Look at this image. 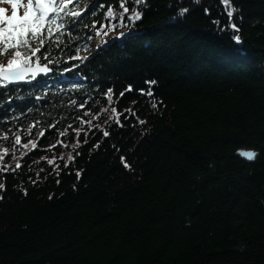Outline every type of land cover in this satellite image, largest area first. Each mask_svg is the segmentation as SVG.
Returning a JSON list of instances; mask_svg holds the SVG:
<instances>
[{
    "label": "trees",
    "instance_id": "trees-1",
    "mask_svg": "<svg viewBox=\"0 0 264 264\" xmlns=\"http://www.w3.org/2000/svg\"><path fill=\"white\" fill-rule=\"evenodd\" d=\"M84 9L65 44L37 54L59 61L49 76L0 88V152L8 146L4 163L22 165L0 173V264H264V0H81ZM102 26L108 35L96 36ZM77 49L86 60L69 59ZM149 87L152 98L141 94ZM107 89L118 112H135L120 116L123 127L105 125ZM98 114L93 124L110 135L93 127L85 144L82 132L65 169L76 137L57 129ZM39 130L37 148L13 159L2 137L20 133L23 144ZM61 155L57 176L40 158Z\"/></svg>",
    "mask_w": 264,
    "mask_h": 264
},
{
    "label": "snow or ice",
    "instance_id": "snow-or-ice-1",
    "mask_svg": "<svg viewBox=\"0 0 264 264\" xmlns=\"http://www.w3.org/2000/svg\"><path fill=\"white\" fill-rule=\"evenodd\" d=\"M81 0H0V3L10 4L11 10L10 14L8 9L5 7H0V88H7L9 84H14L17 82H22L26 80H35L39 74H48L53 69L50 65L55 63H59L52 58V55L47 50L43 53L42 56H38V53H41L42 49L47 48H58L66 42L62 39L65 31L68 28L69 24H75L82 18V11L84 10H76V7L80 4ZM135 4H142L145 0H133ZM199 3V0H196ZM228 0H225L227 3ZM73 5L72 8L69 5ZM23 9L22 14H20L19 10ZM188 9L184 8L183 12H187ZM207 11V10H206ZM129 9L126 6H123V13H128ZM183 12L181 14H183ZM234 12L232 10L227 11V17L231 21L233 18ZM106 17L108 19L117 18L116 13L112 8L106 10ZM142 18L141 11H133L131 15L128 16V20L131 24L134 25L135 21H138ZM121 26H128L124 24V17L120 15L118 17ZM91 27H95V25H91ZM107 26H102L101 30H96V36H107L108 31L103 30ZM117 25H111V29L114 30ZM233 30L232 39L235 43H241V37L239 35V27L236 23H230L228 25ZM55 34V35H54ZM123 32L120 33V36H124ZM88 39H92L91 36ZM106 43V41H104ZM80 49H77V55L69 57L71 60H86L87 57L80 56ZM33 58H35L33 60ZM73 67H78V65H74ZM65 71H71V69H65ZM150 85L155 84V81L148 82ZM131 86H129L126 91H131ZM141 94L147 96L149 98L153 97V93L151 91V87H149L147 92L141 90ZM124 93H120V96H123ZM105 98L106 107L101 109L102 113L111 112L112 115L109 116L108 120L105 121V125L107 127H111L112 123H115L118 127H123L124 125L120 121V116L124 115V112H128L130 115H135L133 109H126L124 111H117V108L114 106L115 101L113 99L112 89H107L105 93H103ZM135 103V102H133ZM71 105L76 106L77 109L84 108L87 104V101L81 102L77 104L76 100L70 101ZM151 106L153 109L158 107V103L155 99H151ZM91 114V110L84 112L83 116H88ZM99 114L96 116H92L91 119L85 121L80 118V116L75 117V119L79 120L80 127L73 128L72 124L69 123L67 127L63 130L57 129V134L59 137H67L69 135V129L75 133V143L71 145L72 151H70L67 155V159L64 163V168H69L70 164H73L76 156L79 155L77 149L82 147V144L79 140V137L82 132L85 134V139L83 143H88L87 133L91 131L93 127H95L98 131L102 132L103 137H108L110 132L105 130L104 127L99 124H93V120H98ZM125 119H128L125 116ZM40 122H37L39 124ZM137 123L143 125L146 123L145 120H139L137 118ZM87 125V130H85L84 125ZM135 125H133L134 127ZM32 127H36L33 125ZM49 128H55L56 124H49ZM32 128L27 129V133L31 134ZM45 132L43 130H39L35 134V138L29 139L26 143L22 144V135L20 133H15L13 136L4 135L2 137V141H8L12 145L11 147V155L13 159H17V153H19L20 159L23 158L24 155L27 154V151H31L37 148L38 140L40 137H43ZM57 144H63L64 147H68L66 143H63L61 140H57ZM19 146V147H17ZM56 145H50L47 151H51L55 148ZM94 148H99L100 145L96 144L93 146ZM24 149L27 151H21L20 149ZM73 152L75 155H73ZM10 154V148L8 146L2 147V152H0V173L6 171L15 172L16 170L21 168V163L19 160L15 163V165H10L4 163L5 157ZM238 155L242 158H245L247 161H254L257 157V153L253 150H246L238 152ZM47 162L49 166L52 167V172H54L57 176H59V164L56 163L57 159L64 160L65 157L61 155L60 157L48 158L47 156H42L40 158ZM35 163H39L36 161ZM121 163L124 168L130 169L131 166L126 162V160L121 157ZM31 170V169H30ZM41 172L44 169H40ZM50 172L49 174H52ZM71 174V173H69ZM40 173L37 172L36 176L39 177ZM75 175L77 179L80 178L81 172L76 171ZM36 183V181H32ZM59 183V180H57ZM75 187V186H74ZM5 185L3 182H0V190H3ZM24 191V195L26 196L28 193L26 190ZM51 198V197H50ZM3 199V196H0V200Z\"/></svg>",
    "mask_w": 264,
    "mask_h": 264
},
{
    "label": "rangeland",
    "instance_id": "rangeland-1",
    "mask_svg": "<svg viewBox=\"0 0 264 264\" xmlns=\"http://www.w3.org/2000/svg\"><path fill=\"white\" fill-rule=\"evenodd\" d=\"M24 2H26V0H24ZM0 7H5L6 9H8V12L10 14V10H11V5L10 4L0 3ZM22 11H23V9L19 10L20 14H22ZM97 43H98V41L95 40L94 44L91 46L90 51H92L96 47ZM90 51L88 53H90Z\"/></svg>",
    "mask_w": 264,
    "mask_h": 264
},
{
    "label": "water",
    "instance_id": "water-1",
    "mask_svg": "<svg viewBox=\"0 0 264 264\" xmlns=\"http://www.w3.org/2000/svg\"><path fill=\"white\" fill-rule=\"evenodd\" d=\"M39 75H45V74H39ZM47 75V74H46ZM22 82H24V81H22ZM17 83H21V82H17ZM246 150H251V149H241V150H238V152H240V151H246ZM254 151V150H253ZM237 152V153H238ZM256 152V151H255ZM257 153V152H256ZM243 159H245V158H243ZM246 160V159H245Z\"/></svg>",
    "mask_w": 264,
    "mask_h": 264
}]
</instances>
